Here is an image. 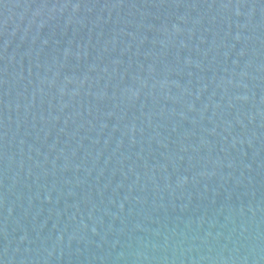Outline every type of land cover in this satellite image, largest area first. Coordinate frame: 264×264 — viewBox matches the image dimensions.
Returning <instances> with one entry per match:
<instances>
[{"label":"water","instance_id":"95a60500","mask_svg":"<svg viewBox=\"0 0 264 264\" xmlns=\"http://www.w3.org/2000/svg\"><path fill=\"white\" fill-rule=\"evenodd\" d=\"M0 264H264V0H0Z\"/></svg>","mask_w":264,"mask_h":264}]
</instances>
